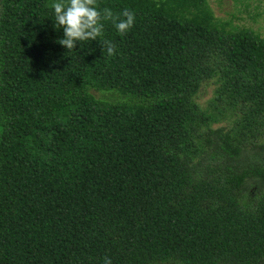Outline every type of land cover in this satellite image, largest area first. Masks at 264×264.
Wrapping results in <instances>:
<instances>
[{
    "label": "trees",
    "instance_id": "obj_1",
    "mask_svg": "<svg viewBox=\"0 0 264 264\" xmlns=\"http://www.w3.org/2000/svg\"><path fill=\"white\" fill-rule=\"evenodd\" d=\"M55 2L0 0V264H264L261 33L210 0H97L133 27L69 51Z\"/></svg>",
    "mask_w": 264,
    "mask_h": 264
},
{
    "label": "clouds",
    "instance_id": "obj_2",
    "mask_svg": "<svg viewBox=\"0 0 264 264\" xmlns=\"http://www.w3.org/2000/svg\"><path fill=\"white\" fill-rule=\"evenodd\" d=\"M51 7L54 9L55 26L63 28V38L57 42L69 51L76 48L77 41L96 40L103 35L105 25L110 21L117 31L124 35L134 25L135 14L128 8L122 13H114L111 8L100 9L97 0H57ZM103 52L109 56L116 54V45L111 40H100ZM104 264H112L110 257H104Z\"/></svg>",
    "mask_w": 264,
    "mask_h": 264
},
{
    "label": "rangeland",
    "instance_id": "obj_3",
    "mask_svg": "<svg viewBox=\"0 0 264 264\" xmlns=\"http://www.w3.org/2000/svg\"><path fill=\"white\" fill-rule=\"evenodd\" d=\"M210 2L217 17L223 20H230L233 24L251 27L264 37V0H243V2L237 0H210ZM247 4L248 7H246ZM215 91L216 83L214 81H209L203 85L198 101L204 109H211V104L216 96ZM95 94L103 96L97 91ZM118 99L115 97V100ZM228 124L229 122L225 121L219 124L216 123L214 126H229Z\"/></svg>",
    "mask_w": 264,
    "mask_h": 264
}]
</instances>
